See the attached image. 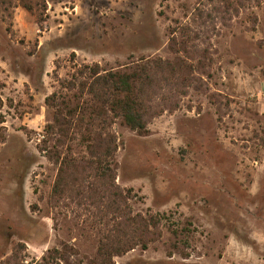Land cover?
Listing matches in <instances>:
<instances>
[{"label": "rangeland", "instance_id": "rangeland-1", "mask_svg": "<svg viewBox=\"0 0 264 264\" xmlns=\"http://www.w3.org/2000/svg\"><path fill=\"white\" fill-rule=\"evenodd\" d=\"M44 2L36 14L16 0L0 7V263L18 242L26 262L52 248L69 264L93 257L91 211L48 203L53 151L85 153L79 122L57 146L53 112L85 116L65 89L77 68L171 60L176 30L187 48L179 55L193 66L186 96L145 134L112 126L116 183L131 190L133 212L160 215L162 236L114 262L264 264V0Z\"/></svg>", "mask_w": 264, "mask_h": 264}, {"label": "trees", "instance_id": "trees-1", "mask_svg": "<svg viewBox=\"0 0 264 264\" xmlns=\"http://www.w3.org/2000/svg\"><path fill=\"white\" fill-rule=\"evenodd\" d=\"M16 1L30 14L46 11L44 0ZM12 3L13 0H0V7L8 12ZM186 30L181 36L186 35ZM175 32L171 31L168 43L174 55L171 60L141 57L119 68L103 69L97 63L80 66L65 83V89L73 92L76 104L85 105V116L81 112L78 120H71L58 108L53 112L55 128L61 129L57 146L63 145L74 123L82 126L84 154H63L58 149L52 153L54 157L50 159L57 165V172L48 203L53 206L66 201L91 211L88 221L99 229V238L95 253L86 264H115L114 258L137 247L144 250L162 236L160 215L133 212L131 190L116 183L117 139L112 126L118 121L137 134H145L151 120L177 108L173 99L186 96L193 66L179 55L186 53V42L178 40ZM77 108L78 105L69 113H75ZM55 128L49 126L47 131L51 129L53 133ZM171 233L178 236L175 231ZM24 249L23 243L14 244L11 254L0 264H69L65 252L57 248L48 250L39 261L26 262L21 256Z\"/></svg>", "mask_w": 264, "mask_h": 264}]
</instances>
